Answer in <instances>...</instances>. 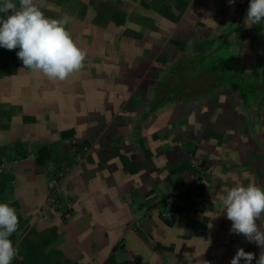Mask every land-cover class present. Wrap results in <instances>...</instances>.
Returning <instances> with one entry per match:
<instances>
[{
    "label": "crops",
    "instance_id": "0c3cea01",
    "mask_svg": "<svg viewBox=\"0 0 264 264\" xmlns=\"http://www.w3.org/2000/svg\"><path fill=\"white\" fill-rule=\"evenodd\" d=\"M249 2L38 0L73 18L86 59L52 82L0 47V159L26 156L0 171V203L19 218L12 264H231L239 248L256 264L262 249L230 232L218 202L237 182L264 188V22L246 26ZM222 47V73L189 75ZM216 80L221 94L194 99ZM198 158L207 183L184 203ZM59 167L69 218L42 211Z\"/></svg>",
    "mask_w": 264,
    "mask_h": 264
},
{
    "label": "clouds",
    "instance_id": "9594fccd",
    "mask_svg": "<svg viewBox=\"0 0 264 264\" xmlns=\"http://www.w3.org/2000/svg\"><path fill=\"white\" fill-rule=\"evenodd\" d=\"M234 4L235 0H229ZM38 0H2L0 13V47L19 49L17 57L23 68L37 72L52 82L64 81L84 67L86 52L73 39L68 26L73 18L65 14L48 18ZM10 13V14H9ZM264 22V0H250L244 23L248 27ZM219 206L232 222L230 232L243 235L260 247L256 264H264V188L255 184L235 183L218 196ZM257 220L261 223L258 225ZM19 218L8 203H0V264H12L18 255L10 237L17 231ZM254 253L237 249L231 264H252ZM203 264H207L203 261Z\"/></svg>",
    "mask_w": 264,
    "mask_h": 264
},
{
    "label": "rangeland",
    "instance_id": "374dc122",
    "mask_svg": "<svg viewBox=\"0 0 264 264\" xmlns=\"http://www.w3.org/2000/svg\"><path fill=\"white\" fill-rule=\"evenodd\" d=\"M205 51L206 53L200 54L198 59L194 58L193 63H192L193 68L190 71H188L191 77H196L197 73H200L202 71H210V72L215 71L217 74V72H219L220 70L221 71L223 70V65L227 66L226 65L227 63H225L227 62V60L225 61V59L228 58V53L224 47L213 49V51L211 49L208 51L207 50ZM225 81L216 80L215 83L209 87L204 85V86H201L200 88L198 87L196 89H193L192 93H193L194 99H198V100L202 99L204 95L221 94L222 92L221 90L224 89ZM216 90H219V91H216ZM195 166L198 168L199 173L203 175V178L200 181L202 183V187L205 188L206 183H207V176L209 175V170H210V167L207 164V160L204 158H198Z\"/></svg>",
    "mask_w": 264,
    "mask_h": 264
},
{
    "label": "built area",
    "instance_id": "2783aa9c",
    "mask_svg": "<svg viewBox=\"0 0 264 264\" xmlns=\"http://www.w3.org/2000/svg\"><path fill=\"white\" fill-rule=\"evenodd\" d=\"M26 156H18L14 157L11 160L6 158L0 159V171H2L5 167L12 164H17L25 159ZM68 175L67 168L59 167L57 168L46 180V193H45V201L42 206V211L45 210H56L59 211L64 218H69L71 215V211L69 206H67L62 201V194L63 188L65 184V179ZM203 175L199 173L198 181L195 183L196 187H202V180ZM189 195V197H188ZM192 199V192L191 190L186 191L182 195V200L185 203L190 202ZM140 224V223H139Z\"/></svg>",
    "mask_w": 264,
    "mask_h": 264
},
{
    "label": "trees",
    "instance_id": "16d2710c",
    "mask_svg": "<svg viewBox=\"0 0 264 264\" xmlns=\"http://www.w3.org/2000/svg\"><path fill=\"white\" fill-rule=\"evenodd\" d=\"M197 190H199V192L202 190V187H197L196 189H193V190H191V192H192V194L194 193V192H196V194H197ZM198 195H199V193H198ZM188 197H189V195H188ZM189 203V202H188ZM178 212H179V208H176L175 209V211L173 212V214H172V218H171V220L172 219H174L175 217H176V215L178 214ZM170 223H171V221H169Z\"/></svg>",
    "mask_w": 264,
    "mask_h": 264
}]
</instances>
